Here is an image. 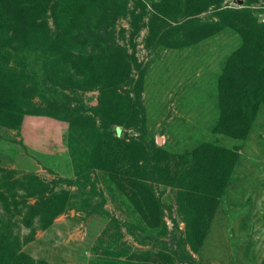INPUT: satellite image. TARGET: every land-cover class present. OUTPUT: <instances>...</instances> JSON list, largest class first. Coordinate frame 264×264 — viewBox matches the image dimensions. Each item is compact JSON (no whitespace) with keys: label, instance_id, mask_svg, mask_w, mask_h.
Returning a JSON list of instances; mask_svg holds the SVG:
<instances>
[{"label":"rangeland","instance_id":"obj_1","mask_svg":"<svg viewBox=\"0 0 264 264\" xmlns=\"http://www.w3.org/2000/svg\"><path fill=\"white\" fill-rule=\"evenodd\" d=\"M200 1L53 0L85 9L72 22V56L102 50L126 59L134 81L142 75L143 128L137 110L120 106L102 129L91 109L100 92L80 71L62 90L28 59L69 115L0 121V236L7 225L18 240L13 264H264V103L245 137L219 126L218 80L243 39L225 28L186 45L199 24L218 21L213 0ZM249 1L221 6L264 26V0ZM3 61L21 71L5 50ZM43 191L58 196L45 214L35 205Z\"/></svg>","mask_w":264,"mask_h":264},{"label":"trees","instance_id":"obj_2","mask_svg":"<svg viewBox=\"0 0 264 264\" xmlns=\"http://www.w3.org/2000/svg\"><path fill=\"white\" fill-rule=\"evenodd\" d=\"M52 2L0 0V92L3 90L0 95V121L8 127L16 128L23 117L28 115H45L56 120L68 118L66 105L50 100L46 96L49 91L45 89V92L44 87L37 82L33 64L29 66L28 63V59L33 56L35 66H40L41 76H44L42 82L57 88L61 83V89L65 90L71 87L67 85L72 82L71 74L80 71L84 79L82 83L88 85L86 90L100 92L97 104L91 109L99 117L102 129L113 124L110 115L120 106L128 112L137 110L143 128L145 111L142 104V75L134 81L130 77V63L126 59L102 57V50L95 57L84 58V53H80L78 58L72 56V22L85 9H69L67 6L56 9L57 6L51 5ZM200 2L198 7L203 8L204 0ZM221 3L222 0H213L211 3L218 21L199 24L194 33L188 35L191 42L186 45L194 44L225 28H232L242 36L241 48L231 56L227 69L218 81L219 126L226 129V134L243 138L249 131L258 106L264 103V26L247 25L244 11H241L243 9H224ZM245 3L250 5L249 0H245ZM64 4L67 2L64 1L62 6ZM4 50L12 60L22 62V72L3 61ZM55 50H58L57 53ZM25 78L28 82L24 81ZM131 83H134L132 92L121 90L123 84ZM38 94L45 102L44 108L34 101V96ZM121 94L126 96L122 99ZM38 197L35 205L42 207L44 214L56 208L55 202H51L58 197L56 194L43 191ZM29 207L33 209V206ZM62 210L61 205L52 219ZM33 216L38 214L34 213ZM8 230L7 225L1 228L0 264H13L18 256V240L13 239ZM183 255L186 260L190 258L185 253Z\"/></svg>","mask_w":264,"mask_h":264}]
</instances>
